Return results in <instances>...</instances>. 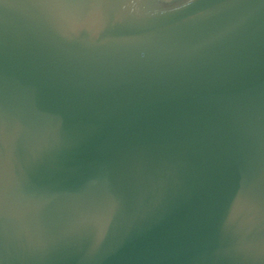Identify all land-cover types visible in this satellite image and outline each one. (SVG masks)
<instances>
[{"label":"water","instance_id":"water-1","mask_svg":"<svg viewBox=\"0 0 264 264\" xmlns=\"http://www.w3.org/2000/svg\"><path fill=\"white\" fill-rule=\"evenodd\" d=\"M0 264H264V0H0Z\"/></svg>","mask_w":264,"mask_h":264}]
</instances>
